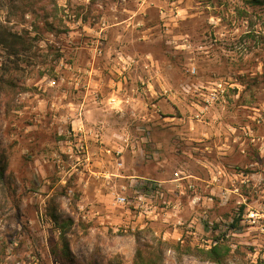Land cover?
I'll use <instances>...</instances> for the list:
<instances>
[{
  "label": "rangeland",
  "instance_id": "374dc122",
  "mask_svg": "<svg viewBox=\"0 0 264 264\" xmlns=\"http://www.w3.org/2000/svg\"><path fill=\"white\" fill-rule=\"evenodd\" d=\"M0 163V264H264V0H0Z\"/></svg>",
  "mask_w": 264,
  "mask_h": 264
},
{
  "label": "trees",
  "instance_id": "16d2710c",
  "mask_svg": "<svg viewBox=\"0 0 264 264\" xmlns=\"http://www.w3.org/2000/svg\"><path fill=\"white\" fill-rule=\"evenodd\" d=\"M5 178V170L1 166L0 163V181H4ZM240 221V218H236L231 226L233 228H236L238 226V223ZM69 248V245L67 244V249ZM189 250H196L199 253V257L201 259L209 260L218 264H228V259L230 257V254L232 252V247L230 244L226 243L224 240L219 239L216 243H213L208 248H197L194 249L188 248ZM137 264V263H136Z\"/></svg>",
  "mask_w": 264,
  "mask_h": 264
},
{
  "label": "built area",
  "instance_id": "2783aa9c",
  "mask_svg": "<svg viewBox=\"0 0 264 264\" xmlns=\"http://www.w3.org/2000/svg\"><path fill=\"white\" fill-rule=\"evenodd\" d=\"M95 52L96 53H102V50L98 45L95 47ZM120 58L124 59L127 63L130 64V61H128L124 55H121ZM117 153H121V150H118ZM175 175H176V177L184 178L183 171H181V170L176 171ZM148 181L149 182L141 184L142 186H140V191H139L140 193L138 195V199H140V200H142L144 197L148 196L149 193H151L150 196H153L154 195L153 191H156L158 189L159 184L157 181H155V180H148ZM143 191H145V193H143ZM115 200H116V203H119L122 205L130 203L129 198H127V196H125L123 194H117ZM249 216H250V220L252 223H256L261 219L259 213L256 211H253L252 213H250ZM263 231H264V228H263ZM214 243H216V242H214Z\"/></svg>",
  "mask_w": 264,
  "mask_h": 264
},
{
  "label": "crops",
  "instance_id": "0c3cea01",
  "mask_svg": "<svg viewBox=\"0 0 264 264\" xmlns=\"http://www.w3.org/2000/svg\"><path fill=\"white\" fill-rule=\"evenodd\" d=\"M127 20H129V19H127ZM127 20H126V21H127ZM127 22H128V21H127Z\"/></svg>",
  "mask_w": 264,
  "mask_h": 264
}]
</instances>
